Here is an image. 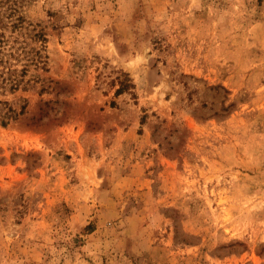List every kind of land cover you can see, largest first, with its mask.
Listing matches in <instances>:
<instances>
[{"label":"rangeland","instance_id":"1","mask_svg":"<svg viewBox=\"0 0 264 264\" xmlns=\"http://www.w3.org/2000/svg\"><path fill=\"white\" fill-rule=\"evenodd\" d=\"M0 25L27 67L0 264H264V0H0Z\"/></svg>","mask_w":264,"mask_h":264},{"label":"trees","instance_id":"2","mask_svg":"<svg viewBox=\"0 0 264 264\" xmlns=\"http://www.w3.org/2000/svg\"><path fill=\"white\" fill-rule=\"evenodd\" d=\"M2 25H0L1 28ZM38 36L42 38V40L45 39L42 32H38ZM8 44V39L5 37L4 31L0 30V89L8 88L10 90L17 89L21 82L23 81V75L26 74L27 67L24 65L22 68L18 69L16 66L17 61L19 60V55L22 52H17L19 47H16L14 50H12V45L9 44L8 47H6ZM17 52V53H16ZM25 56V55H24ZM30 58V57H29ZM14 59H16L14 61ZM30 62H40L42 59L40 58H33L31 57ZM45 63V62H44ZM43 63V67L45 66ZM127 79V78H126ZM124 81H121L120 87L116 90V92H120L121 90L125 89L127 86ZM0 102H4L5 104H8L7 101L0 100ZM26 102L23 103L18 111L11 105H8L7 109L2 112V106L0 107V122L5 125L7 124L10 119L15 118L19 113H22L25 111Z\"/></svg>","mask_w":264,"mask_h":264}]
</instances>
